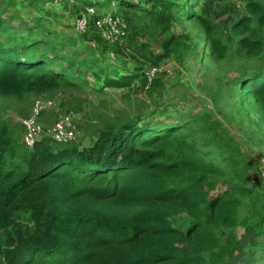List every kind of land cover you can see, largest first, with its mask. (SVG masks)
<instances>
[{
    "label": "trees",
    "instance_id": "1",
    "mask_svg": "<svg viewBox=\"0 0 264 264\" xmlns=\"http://www.w3.org/2000/svg\"><path fill=\"white\" fill-rule=\"evenodd\" d=\"M6 1L33 5L36 16L33 26H14L0 13V101L90 87L99 94L149 91L152 105L100 114L83 127L86 142L44 136L33 150L23 142V125L0 113V264L258 263L263 172L212 114L164 102L162 73L146 89L145 70L175 55L194 54L207 67L228 63L238 74L229 78L228 112L217 104L218 112L238 121L250 142L264 143V0H239L245 12L223 23L216 18L223 0H119L116 13L127 24L123 39L113 41L97 27L108 12L88 14L99 1L56 0L52 9L47 0ZM84 14L88 27L76 29L78 38L96 48L80 57L69 34H49L61 16L75 26ZM180 23L194 26L195 38L179 32ZM161 35L155 52L151 38ZM61 106L79 111L80 97ZM220 185L225 189L212 195Z\"/></svg>",
    "mask_w": 264,
    "mask_h": 264
},
{
    "label": "rangeland",
    "instance_id": "2",
    "mask_svg": "<svg viewBox=\"0 0 264 264\" xmlns=\"http://www.w3.org/2000/svg\"><path fill=\"white\" fill-rule=\"evenodd\" d=\"M95 1H99L101 5L95 6L92 9L94 12L100 7L103 13L109 12L113 15H118L116 13L119 9L117 4L112 6L108 0ZM47 2L48 3H46L44 6L47 7V9H52V5L56 3V0H47ZM203 2V0H200L199 5H201ZM218 4L221 8L217 10V12L220 14L216 18L217 21L221 23H223L224 20L236 12H245L244 4L239 0H223ZM90 9L88 10V14H92ZM0 13L3 19L9 21L14 26H19L21 24L33 26L35 24L34 20L32 19V17L36 16V10L33 5L27 4L24 8H16L15 6H8L6 0H0ZM67 16L69 17L68 14ZM88 16L89 15H87V17ZM60 19L61 24L52 26L53 30L56 31V34H49V39H54V37L61 35L64 31L65 34H69L72 38L78 41V51L81 50L80 57H87L90 54L89 50L96 48L91 46L95 45V42L91 41L90 45L86 44L84 38H80V41L78 38V32L76 31V29H78L76 24L75 26L68 25L69 22L73 24L75 21L70 19V21L66 20L64 22L66 17L62 16ZM192 28H194L192 25L185 26L182 23L177 25V30L179 32H191L195 38L194 35L196 31ZM10 29L14 30L15 27H11ZM0 36L5 37V34ZM165 39L166 37L162 35L152 37L151 48L155 52L158 51L160 48L159 45ZM68 50L69 46L67 44V47L63 51H60V53ZM197 52H200V48ZM112 59V62L118 65V63H116L117 59L115 58V55L112 57ZM208 64L210 67H207L205 63L200 60L199 56L193 54L189 57L185 55L180 58L175 55L174 58L169 59L165 61V63L159 65V74L162 73L163 82L167 87L166 91H164L163 101L169 104H176L184 112H209L212 114L221 122L222 129L234 136L240 143L241 149L254 159L256 165L259 166L264 176V143L261 141L262 138L254 139V143L250 142L239 130L240 124L238 121L230 120L226 116V112H228L229 108L226 106V102L228 100L226 94L227 90L229 89V78L236 76L238 74V70H235L231 65L228 66V63H222L218 65L217 62H209ZM90 81L92 84H94L93 79ZM148 92L149 91H138L128 93L127 89H108L104 93L99 94L92 91L90 87L87 90L81 92L76 90L58 91L52 95L41 97L47 102L48 109L42 113L43 115L41 114L40 120L42 124L47 127L58 119L69 115L78 128V140L86 142L90 137L83 130V127L87 126L90 121H93V119L98 117L100 114H114L116 112L135 113L140 108V106L149 107L152 105V100ZM214 93L221 94L220 101L214 102L211 100V96ZM73 97H80L81 107L79 111L66 112V110L62 108L61 103L72 100ZM35 100L36 98L34 97L21 102L15 99L1 100L0 102H2V107L0 109V113L5 118L11 120L14 124L21 123L22 119L31 113ZM217 104L222 106L226 112H218ZM159 114L163 113H158V115ZM250 171L254 178L258 180L255 170L251 168ZM224 189L225 187L220 185L215 191L212 192V195L221 192ZM237 231L238 236L242 239L243 237L241 235H243V227L240 226ZM246 241L247 239L245 240V243ZM262 254V251H258L256 258L260 259V261L256 264H264V257L261 258Z\"/></svg>",
    "mask_w": 264,
    "mask_h": 264
},
{
    "label": "built area",
    "instance_id": "3",
    "mask_svg": "<svg viewBox=\"0 0 264 264\" xmlns=\"http://www.w3.org/2000/svg\"><path fill=\"white\" fill-rule=\"evenodd\" d=\"M116 4H119V0L112 1V6H115ZM90 11L91 13H94L92 8ZM126 24V20L122 15H113L109 12L105 13L104 16L97 20L98 29L101 30L103 37L109 41L119 38L123 39L121 36L125 34ZM76 26L80 31H85L87 29L88 17L86 14L77 18ZM111 56L114 57V54L112 53ZM159 71V65H153L146 68V89L151 87L154 78L159 74ZM46 109H48L47 102L43 98L38 97L34 101L31 113L22 119V124L24 126L23 142L25 146L31 150L34 149L37 142L44 136H49L53 141L59 143L76 141L79 131L75 122L69 117V115L58 119L47 127L42 124L40 116Z\"/></svg>",
    "mask_w": 264,
    "mask_h": 264
},
{
    "label": "clouds",
    "instance_id": "4",
    "mask_svg": "<svg viewBox=\"0 0 264 264\" xmlns=\"http://www.w3.org/2000/svg\"><path fill=\"white\" fill-rule=\"evenodd\" d=\"M45 111H46V110H45ZM21 124H22V122H21ZM22 125H23V124H22ZM23 127H24V126H23ZM22 139H23V137H22ZM39 141H40V140H39ZM39 141H38V142H39ZM38 142H37V143H38ZM35 146H36V145H35ZM34 148H35V147H34ZM28 149H29V148H28ZM30 150H31V149H30ZM32 150H33V149H32Z\"/></svg>",
    "mask_w": 264,
    "mask_h": 264
}]
</instances>
